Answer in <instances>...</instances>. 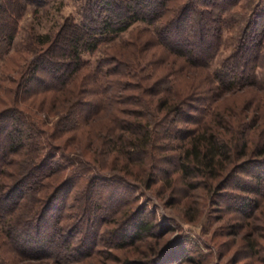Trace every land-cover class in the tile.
I'll list each match as a JSON object with an SVG mask.
<instances>
[{
  "label": "trees",
  "instance_id": "obj_1",
  "mask_svg": "<svg viewBox=\"0 0 264 264\" xmlns=\"http://www.w3.org/2000/svg\"><path fill=\"white\" fill-rule=\"evenodd\" d=\"M240 1L85 0L79 21L71 19L64 25L67 34L61 33L59 39L42 38L40 44L45 48L28 63L17 84L31 97L42 93H50L52 98L57 94L64 97L71 90L68 85L77 79L82 54L93 52L136 22L154 27L152 46L161 49L172 61H180L192 74L203 70L200 78L204 85L193 79L176 88L167 78L164 88L163 75L155 73L143 81L141 68L134 60L123 63L115 54L113 58L101 59L90 75L94 99L86 100L80 92L73 98H65V103L72 106L70 113L64 112L51 127L40 117H33L35 113L30 109L19 106L24 101H13L3 109L0 178L9 182H0V236L15 256L48 259L52 264L82 263L101 241L99 230L105 224L113 226L107 231L109 247L113 249L135 245L151 236L156 224L148 218L146 208L136 206L129 212L133 197L126 180L128 177L139 180V173L145 174L152 167L156 174L147 181V187L157 179L170 182L168 170L155 171L153 163L148 166L150 150L158 139L160 143L180 142L179 153L166 159L174 167L171 172H179L191 190L215 182L216 186L221 185L220 189L249 193L230 192L235 208L249 211L257 208V197L264 198V118L249 126L245 119L234 120L232 116L220 115L216 109L209 110L218 95L255 87L256 68L264 60V8L257 7L246 19L231 54L215 70H207L221 45L224 15ZM2 10L7 12L0 2V13ZM12 36L7 34V42H11ZM83 89L90 91L87 86ZM126 91H141L143 96L123 94ZM146 96L150 97L149 104L157 107L156 116L139 110ZM134 103H139L140 108L119 107ZM107 104L117 111L110 119L109 131L89 135L90 131L82 128L81 117L77 115L74 120L71 116V112H84L92 117ZM65 106L63 102L61 108ZM38 107L44 108L42 104ZM58 111L55 108L50 114ZM181 122L192 127H181ZM69 130L75 132L78 142L84 135L89 136L90 147L98 148L97 141L102 140L99 155L88 151L84 152L90 154L86 158L84 154L80 157L62 152L55 142ZM117 154L122 161L117 156L111 160V155ZM28 155L33 158L19 174ZM248 155L254 156L244 159ZM110 161V169L118 168L124 177L108 178L101 174ZM14 166L16 169L9 174V167ZM66 172L67 176L61 178ZM81 182L84 184L74 200L76 203L67 206L68 193ZM32 194L31 205L24 208ZM169 254L148 264H161Z\"/></svg>",
  "mask_w": 264,
  "mask_h": 264
},
{
  "label": "rangeland",
  "instance_id": "obj_2",
  "mask_svg": "<svg viewBox=\"0 0 264 264\" xmlns=\"http://www.w3.org/2000/svg\"><path fill=\"white\" fill-rule=\"evenodd\" d=\"M0 2L10 16L8 17V13L3 10L0 13V112L11 106L13 101L21 100L25 103H18L19 106L26 110L30 109L32 114L35 113L33 117H40L51 127L58 117L64 116V112L69 111L70 113L72 106L65 103V98H73V95L80 92L84 99H94L95 95L91 93L93 88L90 75L101 59L111 56L113 58L115 54L123 59V63L134 60L132 62L137 63L141 68L143 81L146 76L155 73L163 75L161 79L164 88L167 78H170V83L176 88L184 87L193 79H197L195 82L199 81L201 85H204L203 79L200 78L203 70L192 74L180 61H172L171 57L168 58L161 49L152 46L154 27L144 22H136L127 31L101 43L93 52L82 54V67L75 75L77 79L68 85L71 90H68L64 97L57 94L52 98L50 93L35 94L36 97H31L25 88L18 87L19 78L36 53L42 47L45 48V45L40 44L42 38L44 40L59 39L61 33L63 36L69 32L63 29L66 23L71 22V19L79 21L85 0H0ZM257 7L264 8V0H241L224 15L221 45L207 69L209 72L215 70L231 54L246 19ZM7 34H13L11 42H7ZM108 66H112V63ZM255 80V87L218 95L212 102V108L209 106V110L216 109L220 115H227L230 118L232 116L234 120L245 119L249 126L260 122L264 118V60L256 68ZM86 86L90 89L89 92L84 91L83 88ZM118 90L121 89L118 88ZM123 94L143 96L141 91H126ZM118 96L122 95L118 94ZM149 98L144 97L141 106L139 103H134L135 105L121 104L119 107L130 109L140 106L139 110L142 112L144 110L145 113L156 116L157 107L149 104L147 101ZM63 102L66 105L65 109L61 108ZM39 104H42L44 108L38 107ZM107 105L92 117H87L84 112L78 114L71 112V116L74 120L80 116L82 128L90 131L89 135L94 136L95 133L99 134L110 129V119L116 109L112 108V105ZM55 108L59 111L50 114ZM244 116L245 118H242ZM179 126L192 127L185 122L179 123ZM74 134V131L69 130V133L61 135V139L55 142L62 152L68 151L72 155L75 153L76 156H80L89 151L94 152L95 156L99 155L102 140L97 141L98 148L90 147L89 136L84 135L81 142H78ZM155 137L156 132L153 133V140ZM157 141L161 140H156L151 148L152 161L149 158L148 166L153 163L155 171L158 168L168 170L170 182L157 179L156 183L147 187V181L152 180L156 174L152 167L145 174L139 173L141 175L139 180H135L134 177H128L126 180L128 189L131 190L130 196L133 197L129 212L133 208L137 209L138 206L146 208L148 218L156 224L151 236L135 245L113 249L109 247L111 241L107 233L113 226L112 224L102 225L99 230L101 241L94 247L91 257L78 264H148L153 259L157 260L169 253L161 264H264V198L257 197V208L249 211L248 209H237L231 203L230 192L249 195L239 189H220L221 185L216 186L217 183L214 182L212 186L203 184L202 187L191 190L179 172L172 173L174 167L166 159L169 155L175 156L179 153L177 148L180 142L177 140H162L161 143ZM168 143H170L169 146ZM84 156L89 158L90 154L85 153ZM113 156L120 158L118 154L111 155V160L116 159ZM253 156L248 155L244 159ZM32 158L30 155L24 158L19 174L24 172L26 164ZM122 160L123 158H120V161ZM110 163L111 161L101 174L107 175L108 178L118 175L124 177L125 174L119 172L118 168L110 169ZM134 167L139 168L138 165ZM9 168V174L16 169L15 166ZM66 176L67 172L61 178ZM159 176L161 175L158 174ZM241 176L248 178L246 175ZM6 180L8 179L0 178V182ZM82 184L84 182L79 183L68 193L67 206L76 203L74 200L81 192ZM32 196L33 194L27 199L24 208H29ZM2 240L3 237L0 236V264H52L48 259L42 258L21 259L15 256L6 242Z\"/></svg>",
  "mask_w": 264,
  "mask_h": 264
}]
</instances>
